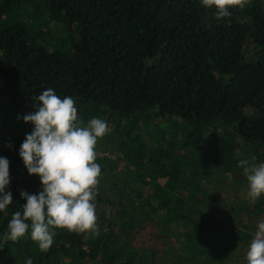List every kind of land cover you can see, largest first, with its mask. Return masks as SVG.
Wrapping results in <instances>:
<instances>
[{"label":"trees","instance_id":"trees-1","mask_svg":"<svg viewBox=\"0 0 264 264\" xmlns=\"http://www.w3.org/2000/svg\"><path fill=\"white\" fill-rule=\"evenodd\" d=\"M230 12L217 20L199 0H0V109L22 118L51 87L75 99L82 124L104 119L100 139L121 147L95 161L114 174V197L102 191L113 215L91 234L57 229L46 252L27 233L0 241V264H24L29 242L41 255L33 264L238 260L252 219L264 221V196L253 207L220 204L214 185L247 187L238 161L264 162V0H235ZM26 134L0 147L13 197L0 236L22 210L21 190H41L18 155ZM146 226L163 251L128 241L129 229Z\"/></svg>","mask_w":264,"mask_h":264},{"label":"clouds","instance_id":"clouds-1","mask_svg":"<svg viewBox=\"0 0 264 264\" xmlns=\"http://www.w3.org/2000/svg\"><path fill=\"white\" fill-rule=\"evenodd\" d=\"M205 9H214L217 20L228 17L235 0H199ZM35 111L23 115L32 130L25 135L18 155L30 176H38L41 190H21L22 210L12 213L0 241L16 242L28 237L46 252L54 243L57 229L79 233L96 227V186L101 167L96 163V145L108 132L107 122L99 117L82 124L77 118L72 96H59L51 87L35 97ZM20 117H18L19 119ZM237 166L247 180L246 196L250 202L264 196V162L240 159ZM9 160L0 156V213L13 203ZM246 264H264V221L257 222L250 241ZM24 264H33L31 257Z\"/></svg>","mask_w":264,"mask_h":264},{"label":"rangeland","instance_id":"rangeland-1","mask_svg":"<svg viewBox=\"0 0 264 264\" xmlns=\"http://www.w3.org/2000/svg\"><path fill=\"white\" fill-rule=\"evenodd\" d=\"M137 10L142 14H147L146 9L144 8H137ZM34 21V19H33ZM33 111H35V106L33 107ZM20 117V116H19ZM31 124H26L23 119L20 117L15 118L13 113L8 112L7 110L0 109V147L6 146L10 141V135L17 134V131L24 129L26 133H30L32 130ZM4 143L5 145H2ZM96 152L97 158L100 159H115L116 157L121 155V147L117 141L110 140L109 138L99 139L96 145ZM193 169L197 173H201L203 170L202 162L198 161L194 164ZM239 175H244L243 170L240 169V172L237 171ZM108 172L106 171L105 175L101 172V176L99 178V183L96 186L97 189V196H96V224H103L106 219H108L114 213V208L112 207V203L110 199L105 197L112 196L114 197V193H109V189H112V192L118 191L114 187V174L108 173L109 176L106 177ZM125 178L124 175L121 173V177L117 179L119 181L120 188L124 187L125 185ZM229 182V181H227ZM215 187V198L223 202H227L229 204L237 205V202H245L248 206L253 207V203L250 202L249 198L246 196L247 187L246 186H239L236 185L232 187L230 183H223L219 181L218 184L214 185ZM102 191H107L104 195ZM109 194V195H108ZM107 195V196H106ZM106 199V200H103ZM116 199V200H114ZM114 201H118L117 198H113ZM231 211V210H230ZM252 226H255V230L252 231V235L254 236L256 231L257 222L263 221L262 219L257 220V218L252 219ZM94 230L88 231L90 234L93 233ZM128 241L131 245L139 248H144L147 250L150 249H158L163 251L162 245L159 243L158 240L152 235L151 230L149 227L144 228H132L128 230ZM252 240V239H251ZM249 243L247 246L241 248L239 250L238 260L236 262H232V264H246L245 255L248 248ZM25 253L33 259L40 258V253L36 250V248L29 242L23 246ZM161 253V252H160Z\"/></svg>","mask_w":264,"mask_h":264}]
</instances>
